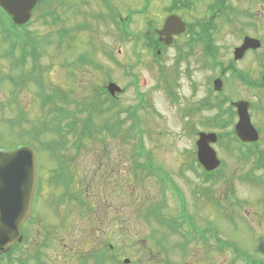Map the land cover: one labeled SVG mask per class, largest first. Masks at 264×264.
<instances>
[{
	"label": "rangeland",
	"instance_id": "1",
	"mask_svg": "<svg viewBox=\"0 0 264 264\" xmlns=\"http://www.w3.org/2000/svg\"><path fill=\"white\" fill-rule=\"evenodd\" d=\"M38 1H43L41 6L52 5L51 0ZM229 1L239 9L247 2L252 4L253 11L259 9L264 13V0ZM61 3L57 10L60 12L58 21L45 18L29 24L24 30L28 50L32 52L38 44L41 51L38 55L32 53L35 62L37 59L40 64L35 73L42 74L43 83L38 77L9 83L7 74L22 77L33 61L28 57L25 64L12 66L17 55L7 51V41L10 44L12 39H6L0 27V148L24 143L36 148L40 162L45 163L42 171L45 182L35 201L31 221L22 227L19 234L22 241L16 242L12 254L26 257L27 264H110L108 256L111 254L121 264H240L231 261V250L222 245L236 242L240 249L248 247L254 250L255 257L261 258L255 245L257 236L264 233V204H260L264 190L259 187L261 185L236 179L238 173L250 171L248 162L238 160L228 149L219 148L218 155L223 160L219 171L223 174L218 179L206 181L201 168L192 161L193 136L185 127L184 108L188 101L195 104L198 94L193 97L188 90L190 83L198 81L199 76L197 71L184 66L186 48L176 45L183 40L179 37L173 42H176V50L173 45L160 46L158 49L164 56L159 63L152 58V50L145 48V41L138 40L134 46L132 37H120L113 23L112 17L130 16L128 26L132 33L146 32L147 22H151L153 28L149 32L154 34L156 29H162L156 15L161 14L169 0H150L151 4L144 10L141 9L143 0H62ZM193 28L200 30V26ZM135 51L141 53L140 65L136 64ZM79 55L85 57V62H77ZM130 67L138 79L137 90L146 97L145 103L137 106L139 123L144 130L143 147L148 153H142L146 161L144 158L134 160L131 157L134 141L122 140L130 123L127 112L136 101L135 85L125 72ZM108 81L121 89L116 93L117 100L105 101L101 96L94 101L98 95L96 86L106 85ZM32 83L40 87L35 86L34 91ZM18 85H23V89L12 88ZM61 94L71 100L65 104V110L73 111L78 118L76 134L80 133L87 118L86 113L77 111L82 103L93 111L92 119L101 133L90 139L87 136L78 139L68 134L63 124L56 132L50 124L47 131L50 116L59 114L57 109L61 102L54 101L53 111H45L46 106L40 103L39 96L46 104L52 98L60 99ZM97 104L102 108H97ZM17 105L23 110L21 117ZM99 112L103 115L97 114ZM8 114L13 116L12 124L7 123ZM208 116L209 113H194L189 120L195 128L205 121L212 126ZM102 123L109 124L111 129H118L120 123L118 136L105 132ZM35 130L40 131V139L32 134ZM40 140L50 145L62 144L55 148L67 163L66 171L72 183L69 179L60 184L50 181L49 175L53 174L57 161ZM144 161L147 168H141ZM111 165L124 170L120 169L124 175L123 184H117L120 177L111 170ZM155 166L169 173L173 183L183 190L188 212L194 218L201 217L198 227L206 229L209 224L216 223L218 244L225 249L219 251L210 243L190 238L184 227L181 234L187 246L180 249L181 238L171 232L166 223L174 215L171 195L163 190L157 179L147 175L148 170L161 173ZM107 171L109 179L116 176L110 183ZM68 185L71 188L66 190L67 197L62 196ZM232 217L240 231L234 227ZM99 251L102 254L95 259L93 253Z\"/></svg>",
	"mask_w": 264,
	"mask_h": 264
},
{
	"label": "flooded vegetation",
	"instance_id": "2",
	"mask_svg": "<svg viewBox=\"0 0 264 264\" xmlns=\"http://www.w3.org/2000/svg\"><path fill=\"white\" fill-rule=\"evenodd\" d=\"M42 2L36 1L35 5H38V3L40 5H36L32 9L29 22L36 23L45 20V18H52V20L58 21L60 12L57 10L60 5L57 1L51 0L52 5L49 7L43 4L42 6L46 9L42 8ZM235 2L237 3L238 1L235 0ZM245 4L247 6L244 5L239 9L237 5L234 6L229 0H169V3L162 8L161 14L156 15V17L163 24L168 16H177L184 24L189 25L188 30H186V27V31L171 37L170 47L173 45L175 49L178 44L182 48H186L184 51L186 56L184 66L193 72L197 71L199 76L198 81L190 83L188 90V93L193 97L198 94L195 104L192 105L188 101L185 103L184 108L185 127L187 132H189L188 134L193 136L192 146L194 148L192 154L190 153L193 163L196 164V167L201 168L202 176L206 181H213L220 178L223 174L222 170L219 171L223 164V160L218 155L221 151L219 148L228 149V151L236 154L238 160L241 158V160L247 161L249 168H251L250 171L238 173L236 179L252 185H261L259 187L264 190V13H261L259 9L253 11L252 4H247V2ZM202 7H204V11H202ZM0 19L11 20L10 16L1 9ZM198 26H200V30L193 28ZM179 37H181L180 39L183 42H175V45L173 42L178 40ZM157 39H159L158 35ZM224 41H226L225 44ZM159 43H163V40ZM15 52L17 56L12 61L13 67L25 64L28 57L33 62L31 63V68L24 76L15 78L13 75L8 74V81L13 79L15 83H18L30 79V75H42L41 73H35L36 66L40 67V64L39 62L37 63V59L35 62L34 54L32 56L28 54L23 56L22 50L18 48L11 51V53ZM33 53L37 55L41 53L38 46ZM19 61H23V63H18ZM35 86L37 88L40 87L39 84L33 83L32 88L34 91ZM12 88L23 89V85L12 86ZM27 89H29V83ZM11 95L14 96L13 94ZM40 98L41 95L39 96ZM7 104L9 106L11 102ZM16 107L20 117L24 115L23 110L21 109L20 111L18 105ZM7 112L11 113L9 109ZM194 113H209L210 118L208 116V119L212 126L205 121L200 124L199 128H195L194 123L189 120ZM6 119L9 124L14 122L12 115L8 114ZM203 136L207 137L204 145H207L212 150L217 160L216 166L211 169H206L199 159L198 147L203 140ZM240 137H244V140ZM56 146L59 147L61 145ZM104 154L106 153L103 150L102 155ZM203 159H205V156ZM56 161L57 163L53 167L55 170L53 174L49 175L50 181L60 184L69 179L72 183L73 180L67 172V163L63 159H56ZM42 163L38 160L32 211L24 226L31 221L35 201L39 198L42 184L45 182L42 173L45 163L43 161ZM111 166V170L115 171L120 177V181H117V184H123L124 175L120 172L121 168L119 166L115 167V165ZM101 167L105 168V165L102 164ZM118 167L119 171L117 170ZM122 171L124 172V170ZM107 172L108 182L110 183L116 179V176H113V179H109L110 172ZM68 188H71L70 185L64 188L61 193L62 196L67 197L66 190ZM166 190L171 195L174 211V215L171 216L169 221L172 227H178L177 234L182 240L183 248H186L187 242L179 230L182 231L184 227L185 231H193L195 233V235L187 233L190 238L210 243L219 251L225 249L218 244L220 239L216 234V231H219L215 225L216 223H212V226L209 224L206 229L198 227L197 223L201 217L198 219L194 218L188 212L185 194L182 189L173 183L171 176ZM230 195H233V193L231 192ZM260 200L262 202L260 204H264V191L261 193ZM232 204L234 205L233 201ZM226 220L229 221L230 219L227 218ZM232 222H234V227L236 226L238 231H240V226L236 224L237 222L233 217ZM243 229L241 228V230ZM248 229L250 231L253 230L251 228ZM262 234L264 233H260L256 238V251L258 239ZM27 237L26 235L25 238ZM46 240L44 239L43 242L46 243ZM223 244L231 250V261L233 263L264 264L263 253L257 251L262 257H255L253 255L254 250L250 251L248 247H241L240 249L236 242H224ZM97 254H102V252L99 251ZM97 254L93 253V256ZM24 259L26 257L23 258L22 263L27 264Z\"/></svg>",
	"mask_w": 264,
	"mask_h": 264
},
{
	"label": "water",
	"instance_id": "3",
	"mask_svg": "<svg viewBox=\"0 0 264 264\" xmlns=\"http://www.w3.org/2000/svg\"><path fill=\"white\" fill-rule=\"evenodd\" d=\"M35 2L36 0H0V7L16 24H22L28 20ZM183 30L184 24L181 20L176 16H169L157 33L165 35L164 40L168 44L172 34ZM107 88L111 93L118 90L113 83L108 84ZM206 138L203 136L199 143L198 154L204 167L211 169L216 166L217 160L212 150L204 145ZM34 182L35 157L29 147L0 149V253L21 240V226L31 212ZM257 249L264 253V235L260 236Z\"/></svg>",
	"mask_w": 264,
	"mask_h": 264
},
{
	"label": "trees",
	"instance_id": "4",
	"mask_svg": "<svg viewBox=\"0 0 264 264\" xmlns=\"http://www.w3.org/2000/svg\"><path fill=\"white\" fill-rule=\"evenodd\" d=\"M111 10V8H108ZM111 17V16H110ZM112 20H113V23L115 24L117 30L120 31V34L122 36L125 35V37L127 39H129V37H132V41L135 45V43L138 41V40H142V41H146L147 43V47H145L146 49H150L153 51V48H155L156 46V36L155 34H152L151 32H149L152 27H153V24L150 22L147 27H146V32L145 31H142V33H136V34H133L131 31H130V28L128 26V20H126V22H124L122 25L120 24L119 21L116 20L115 17H112ZM11 25L12 23L9 22ZM14 26V25H12ZM7 27L12 30V31H9L8 32V35L11 36L10 34L12 33L14 35L13 37V40L14 42L16 41H22V42H25V31L21 30V29H18L16 26H14L15 28L12 29L9 25H7ZM120 27V28H119ZM120 35V37H121ZM126 39V40H127ZM20 43V42H19ZM158 46V45H157ZM21 47V46H20ZM22 48V47H21ZM85 58V57H84ZM82 58V55H79V57L77 58V62L78 63H83L85 62L86 59ZM87 60H89L87 58ZM83 61V62H82ZM136 82V81H135ZM97 87V93L98 95L95 96V99H93L94 101L96 100V98H100L101 96L102 97H105V101H108V99H113V97L108 93V91L102 86H96ZM61 97H62V108H61V112H60V117H57L56 118V129L57 131H59V127H60V124H63L66 129H67V132L68 134H72L73 137H77L78 139L79 138H84L85 136H87V138H93L96 134H100L101 133V130H97V127H96V123L94 122V120L92 119L93 118V111H91V109H89L86 105V103H82L80 104L78 107H77V111L78 112H81V113H86V116L87 118L85 119L86 120V123L84 124L83 128H80V133L79 134H76L75 133V130L79 131L76 127L77 125V121H76V117L74 115V112L71 111L70 113H68V109L65 110L64 106H65V103L69 104V101L71 100H67L63 97V95L61 94ZM112 101V100H111ZM111 105V104H110ZM97 108L101 105L100 104H97L96 105ZM102 108V107H101ZM95 112H98V110H95ZM97 114H100V115H103V112H99ZM90 118V119H89ZM71 119H74V120H71ZM90 120L92 121V123L90 124ZM51 124L50 127H53L55 126V121H54V118L50 119V122L47 123L48 127L49 125ZM103 124V123H102ZM102 127V126H101ZM105 128V125L103 126ZM107 128V127H106ZM130 128V127H129ZM89 129V130H88ZM121 129V124L119 123V128L118 129H111V128H107V130L111 133V135L113 136L114 134L117 135L118 132L120 131ZM88 130V131H87ZM104 133V132H103ZM133 135H136L132 128H130V130H127L126 134H125V140L124 142L128 139V138H132ZM77 144V141L76 143ZM140 148L142 149V145L140 144ZM133 158V157H132ZM135 162V161H134Z\"/></svg>",
	"mask_w": 264,
	"mask_h": 264
}]
</instances>
